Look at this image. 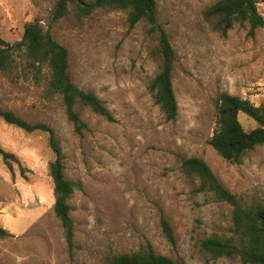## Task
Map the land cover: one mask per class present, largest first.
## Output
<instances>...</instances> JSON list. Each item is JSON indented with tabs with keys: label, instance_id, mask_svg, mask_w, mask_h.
Instances as JSON below:
<instances>
[{
	"label": "rangeland",
	"instance_id": "obj_1",
	"mask_svg": "<svg viewBox=\"0 0 264 264\" xmlns=\"http://www.w3.org/2000/svg\"><path fill=\"white\" fill-rule=\"evenodd\" d=\"M60 1L0 0L1 37L14 44L27 24L39 21L68 50L73 82L105 101L115 121L87 111L88 129L80 135L61 97L51 93L47 67L36 76L19 55L10 72L0 73L2 109L52 127L66 176L81 186L71 200L76 233L70 253L54 213L47 137L0 119L1 148L18 156L26 170L17 164L10 170L0 156V227L14 235L0 240V264H103L111 250L129 253L147 244L186 264H242L201 250L205 238L230 236L233 209L198 193L181 165L185 157L202 158L244 202L264 200V146L232 164L209 144L221 93L264 107V28L249 36V25L237 26L223 38L204 19L218 0H160L158 22L177 53L179 115L168 122L149 91L161 66L153 55L157 35L144 22L131 27L124 10L80 16L70 5L59 17ZM240 121L247 131L258 127L246 114ZM163 217L174 229L175 245L163 233Z\"/></svg>",
	"mask_w": 264,
	"mask_h": 264
},
{
	"label": "trees",
	"instance_id": "obj_2",
	"mask_svg": "<svg viewBox=\"0 0 264 264\" xmlns=\"http://www.w3.org/2000/svg\"><path fill=\"white\" fill-rule=\"evenodd\" d=\"M160 0H61L58 4L59 17L68 13L72 5L80 16H89L97 10H124L128 13V22L135 27L144 22L149 34L157 35L154 57L161 61L160 70L149 84V91L166 121L174 122L179 115V105L174 89L173 74L177 62V53L172 46L168 33L158 22ZM264 0H218L204 11V19L212 30L226 38L235 27L249 25V36L257 29L264 28V17L260 5ZM23 55L27 67L36 76L47 67L50 73L49 88L52 94L62 99L65 113L75 131L82 135L88 129L84 121L87 111L99 115L109 122L115 117L105 101L93 91L79 88L72 80L69 68L68 50L45 31L39 21L27 24L20 41L12 44L0 34V73H8L16 64V58ZM241 113L253 119L258 127L247 131L240 121ZM0 119L29 134H41L47 137L48 146L53 153L49 164L50 176L54 186V213L61 222L63 235L70 253L75 249V222L73 219L72 197L81 186L66 176L65 155L59 139L52 127L44 123L32 124L6 111L0 106ZM210 146L225 161L241 164L248 154L259 146H264V107H256L250 101L227 92L216 99V120ZM0 156L10 170L17 164L21 172L26 170L18 156L3 150ZM182 172L196 186L198 193L212 194L219 202L232 207V228L230 236H211L200 242L203 252L213 259L227 258L239 260L242 264H264V200L254 199L244 202L225 188L211 167L199 157L182 159ZM166 239L175 245V232L171 223L164 217L161 220ZM14 237L8 230L0 227V240ZM103 264H186L181 258L172 259L159 254L147 244L137 251L116 253L109 251L103 256Z\"/></svg>",
	"mask_w": 264,
	"mask_h": 264
},
{
	"label": "crops",
	"instance_id": "obj_3",
	"mask_svg": "<svg viewBox=\"0 0 264 264\" xmlns=\"http://www.w3.org/2000/svg\"><path fill=\"white\" fill-rule=\"evenodd\" d=\"M259 9H260V12L262 13V15L264 17V3L260 5Z\"/></svg>",
	"mask_w": 264,
	"mask_h": 264
}]
</instances>
